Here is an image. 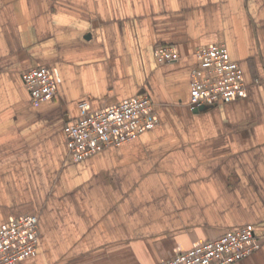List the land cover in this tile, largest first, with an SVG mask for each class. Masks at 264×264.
Segmentation results:
<instances>
[{
	"label": "crops",
	"instance_id": "obj_1",
	"mask_svg": "<svg viewBox=\"0 0 264 264\" xmlns=\"http://www.w3.org/2000/svg\"><path fill=\"white\" fill-rule=\"evenodd\" d=\"M224 43L245 96L194 111V48ZM158 44L180 58L158 63ZM48 68L33 104L21 72ZM158 123L81 160L63 127L133 95ZM36 215L14 264H158L248 226L264 264V0H0V227Z\"/></svg>",
	"mask_w": 264,
	"mask_h": 264
},
{
	"label": "built area",
	"instance_id": "obj_2",
	"mask_svg": "<svg viewBox=\"0 0 264 264\" xmlns=\"http://www.w3.org/2000/svg\"><path fill=\"white\" fill-rule=\"evenodd\" d=\"M158 63L176 61L180 53L174 44H158L154 50ZM196 65L190 70L188 105L191 109L212 106L245 96L247 85L242 69L229 56L224 43L202 44L194 48ZM31 102L37 104L57 94L56 83L46 67H32L21 72ZM64 125L67 152L75 160L137 138L153 128L158 118L152 101L144 94L133 95L99 111H85ZM39 223L36 215L10 218L0 227V264H14L34 256L37 250ZM261 246L259 236L250 227L205 240L179 250L158 264H234Z\"/></svg>",
	"mask_w": 264,
	"mask_h": 264
},
{
	"label": "water",
	"instance_id": "obj_3",
	"mask_svg": "<svg viewBox=\"0 0 264 264\" xmlns=\"http://www.w3.org/2000/svg\"><path fill=\"white\" fill-rule=\"evenodd\" d=\"M202 108H203V107H200L199 109H202ZM199 109L196 108V109H194V111H198Z\"/></svg>",
	"mask_w": 264,
	"mask_h": 264
}]
</instances>
